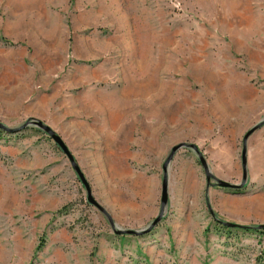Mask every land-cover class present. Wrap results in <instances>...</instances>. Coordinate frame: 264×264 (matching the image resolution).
<instances>
[{
  "label": "rangeland",
  "instance_id": "obj_1",
  "mask_svg": "<svg viewBox=\"0 0 264 264\" xmlns=\"http://www.w3.org/2000/svg\"><path fill=\"white\" fill-rule=\"evenodd\" d=\"M263 117L264 0H0V122L57 133L118 229L158 214L179 143L238 184ZM246 169L207 186L178 149L162 219L117 234L45 132L0 130V264H264V122Z\"/></svg>",
  "mask_w": 264,
  "mask_h": 264
},
{
  "label": "water",
  "instance_id": "obj_2",
  "mask_svg": "<svg viewBox=\"0 0 264 264\" xmlns=\"http://www.w3.org/2000/svg\"><path fill=\"white\" fill-rule=\"evenodd\" d=\"M264 122V117L255 125H253L249 130L246 131V133L243 135L242 139V152H241V167H242V175H241V180L238 184H234L222 179L217 178L216 176L213 175L211 172L206 159L204 155L200 152L198 147L194 144H189V143H179L177 145H174L171 147L169 154L167 155L166 159L164 160L162 164V179H161V190H160V206H159V211L158 214L152 219V221L144 228L138 229V230H133V229H118L117 226L112 222L110 217L107 216L106 212L104 209L94 200L92 197L90 187L88 183L85 180V177L83 173L81 172L74 156L66 146V144L63 142L61 137L55 133L48 125L44 124L42 121L31 118L26 120L20 127L17 128H9L3 123L0 122V130L7 132V133H15L18 131H23L27 127H35L39 130H42L45 132L55 143V145L64 153L66 158L68 159L72 169L74 170L77 178L80 180V182L83 184L85 190H86V199L87 201L94 205L97 209H99L102 213H104L109 221V224L113 231L117 234H134V235H141L144 234L148 231H150L163 217L164 213L166 212L167 208V202H168V170L170 166V162L174 156V153L180 149V148H189L194 153L196 154L198 161L200 165L203 168L204 174H205V179H206V184L207 186L211 183V180H213L212 184H216L219 187H224L227 189L231 190H236V189H241L244 187L246 179H247V169H246V140L248 136L256 129H258L262 123ZM222 222V221H221ZM225 225L231 226L233 224L228 223V222H222Z\"/></svg>",
  "mask_w": 264,
  "mask_h": 264
}]
</instances>
